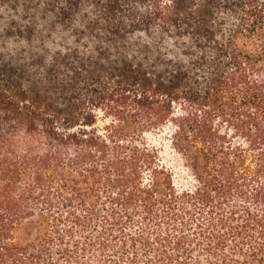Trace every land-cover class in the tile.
<instances>
[{"label": "trees", "instance_id": "16d2710c", "mask_svg": "<svg viewBox=\"0 0 264 264\" xmlns=\"http://www.w3.org/2000/svg\"><path fill=\"white\" fill-rule=\"evenodd\" d=\"M6 14L0 264H264V0Z\"/></svg>", "mask_w": 264, "mask_h": 264}, {"label": "rangeland", "instance_id": "374dc122", "mask_svg": "<svg viewBox=\"0 0 264 264\" xmlns=\"http://www.w3.org/2000/svg\"><path fill=\"white\" fill-rule=\"evenodd\" d=\"M10 17L6 14L1 16L0 18V55L4 57L5 59H12L13 61H23L24 58H26V50H29V47H35L39 44L38 41H35L29 46L28 44H25L23 42H18L15 38L10 37L8 33L10 24ZM73 45V40H69V42H58L56 41V45L52 46L53 48L58 47L60 45L61 47L64 45ZM50 45V44H49ZM51 47V45H50ZM32 73H40L42 72V68L39 66H34L31 70ZM27 74H20V80L23 82L25 87H29L30 82L27 80ZM164 156L166 159L167 164L176 170L177 174L179 175V183L184 184L185 174L182 173L181 165L178 160V158L170 153L167 149H164Z\"/></svg>", "mask_w": 264, "mask_h": 264}]
</instances>
